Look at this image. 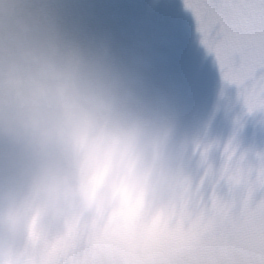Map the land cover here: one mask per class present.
<instances>
[{
  "label": "clouds",
  "instance_id": "clouds-1",
  "mask_svg": "<svg viewBox=\"0 0 264 264\" xmlns=\"http://www.w3.org/2000/svg\"><path fill=\"white\" fill-rule=\"evenodd\" d=\"M47 5L0 0V264H152L165 134Z\"/></svg>",
  "mask_w": 264,
  "mask_h": 264
},
{
  "label": "snow or ice",
  "instance_id": "snow-or-ice-1",
  "mask_svg": "<svg viewBox=\"0 0 264 264\" xmlns=\"http://www.w3.org/2000/svg\"><path fill=\"white\" fill-rule=\"evenodd\" d=\"M185 4L198 21L204 43L215 53L223 78L243 86L249 111L264 108V79L251 88L244 86L257 68H264V0H185ZM213 30L215 36L208 39ZM230 145H225V162L206 201L200 184L213 175L207 148L201 152L204 176L195 189L170 162L158 169V179L171 195V207L152 264H264V199L250 206L252 168L242 166L243 156L233 162L235 149ZM260 159L254 183L264 186V157ZM220 180L229 186V193L243 183L247 195L239 200L218 197L215 184Z\"/></svg>",
  "mask_w": 264,
  "mask_h": 264
}]
</instances>
